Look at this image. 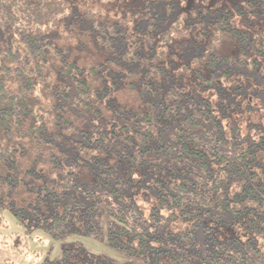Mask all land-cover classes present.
<instances>
[{"label":"trees","instance_id":"1","mask_svg":"<svg viewBox=\"0 0 264 264\" xmlns=\"http://www.w3.org/2000/svg\"><path fill=\"white\" fill-rule=\"evenodd\" d=\"M203 1L0 0L3 248L39 229L118 259L41 264H264V0Z\"/></svg>","mask_w":264,"mask_h":264},{"label":"rangeland","instance_id":"2","mask_svg":"<svg viewBox=\"0 0 264 264\" xmlns=\"http://www.w3.org/2000/svg\"><path fill=\"white\" fill-rule=\"evenodd\" d=\"M207 0H204L203 3H207ZM212 2H215L216 0H210ZM180 5H184L186 0H179ZM219 6L224 8L225 10L233 11L238 6H242L243 2L242 0H218ZM200 3V2H199ZM201 3V4H203ZM234 25L241 29L246 30L245 25L242 24L241 21L235 20ZM89 53L91 55H94V58L92 61L95 64L101 63L104 61V59L108 56V53L103 50L100 47H97L95 44H92L89 47ZM107 83V81H106ZM67 149V148H64ZM40 171H34L35 174H38L42 176L44 179H54L56 177H63L64 174L59 171V169L51 168L50 164H41ZM84 182H88L87 179L83 180ZM5 217L7 218L9 227L0 229V260L7 259L8 261H11L13 264H41L43 259H52L57 258L61 254V245L62 243L65 246H69L68 243L79 241L84 247L88 248V251L93 253L95 256L100 257L101 261L104 263L110 262L111 258L118 260L115 258V256L111 253V255L106 251V249L103 248L102 243L94 238H84L82 236H74L69 235L68 237L62 239L61 242H55L51 240L42 230H34L32 233L28 236L29 237V249L23 252H17L12 249L3 248L2 247V241L5 239H12L13 233L19 232L23 233V227L21 225H18L17 222L11 217L10 214L7 212L4 213ZM205 224L204 220H201L199 223L198 231L203 229V225ZM178 227L174 228V230H177L181 228L182 226H186L187 223L183 221H178ZM212 227L210 228V231H213L216 233L218 237L224 236V235H232L235 234L239 236L240 238L247 237V233H243L240 229H237L236 227H223L222 230L218 229L216 226L211 224ZM207 229V228H206ZM4 235L6 238H4ZM12 236V237H9ZM8 237V238H7ZM68 244V245H67ZM40 257V260H38Z\"/></svg>","mask_w":264,"mask_h":264}]
</instances>
